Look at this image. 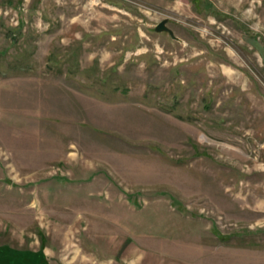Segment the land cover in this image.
<instances>
[{
	"label": "rangeland",
	"instance_id": "rangeland-1",
	"mask_svg": "<svg viewBox=\"0 0 264 264\" xmlns=\"http://www.w3.org/2000/svg\"><path fill=\"white\" fill-rule=\"evenodd\" d=\"M0 264H264V0H0Z\"/></svg>",
	"mask_w": 264,
	"mask_h": 264
},
{
	"label": "water",
	"instance_id": "water-1",
	"mask_svg": "<svg viewBox=\"0 0 264 264\" xmlns=\"http://www.w3.org/2000/svg\"><path fill=\"white\" fill-rule=\"evenodd\" d=\"M168 19L162 20L157 26L156 31H167L171 34L172 37H174L173 30L167 25Z\"/></svg>",
	"mask_w": 264,
	"mask_h": 264
}]
</instances>
